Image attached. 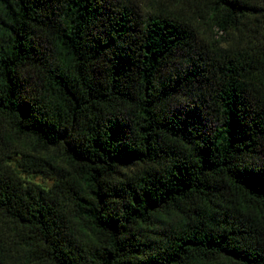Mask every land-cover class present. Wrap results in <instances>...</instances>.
Instances as JSON below:
<instances>
[{
  "label": "trees",
  "instance_id": "16d2710c",
  "mask_svg": "<svg viewBox=\"0 0 264 264\" xmlns=\"http://www.w3.org/2000/svg\"><path fill=\"white\" fill-rule=\"evenodd\" d=\"M0 264H264V0H0Z\"/></svg>",
  "mask_w": 264,
  "mask_h": 264
},
{
  "label": "rangeland",
  "instance_id": "374dc122",
  "mask_svg": "<svg viewBox=\"0 0 264 264\" xmlns=\"http://www.w3.org/2000/svg\"><path fill=\"white\" fill-rule=\"evenodd\" d=\"M204 38H205V40L206 41H208V42H211V40H212V37L208 34V33H206L205 35H204ZM34 181H36V182H39V183H41V184H48L49 183V181L47 180V179H43V178H36Z\"/></svg>",
  "mask_w": 264,
  "mask_h": 264
}]
</instances>
